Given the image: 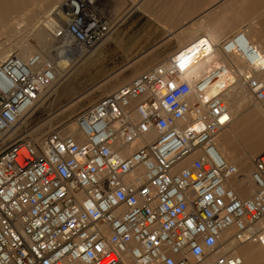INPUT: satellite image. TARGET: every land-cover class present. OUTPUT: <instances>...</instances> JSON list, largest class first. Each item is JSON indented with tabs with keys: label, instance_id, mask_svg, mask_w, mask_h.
I'll return each mask as SVG.
<instances>
[{
	"label": "built area",
	"instance_id": "obj_1",
	"mask_svg": "<svg viewBox=\"0 0 264 264\" xmlns=\"http://www.w3.org/2000/svg\"><path fill=\"white\" fill-rule=\"evenodd\" d=\"M62 9L52 36L64 55L124 21L112 0ZM243 27L195 40L43 135L27 124L57 63L41 52L1 62L0 264H241L238 246L264 249V152L246 175L219 149L233 121L224 94L243 86L264 102V51Z\"/></svg>",
	"mask_w": 264,
	"mask_h": 264
},
{
	"label": "rangeland",
	"instance_id": "obj_2",
	"mask_svg": "<svg viewBox=\"0 0 264 264\" xmlns=\"http://www.w3.org/2000/svg\"><path fill=\"white\" fill-rule=\"evenodd\" d=\"M33 1L26 0V6L22 10H19L18 15L20 16L16 17L12 15L13 22H20L22 32L17 37L14 36V32L12 31L2 34L0 36V42L7 41V38H9L7 42L10 43V46L13 45V50L20 55L22 54V49L19 44L21 41L26 42L34 47L35 51L33 53L41 52L55 60L57 54L64 51H60L59 49L58 51L55 50V48L60 46L55 39L54 46L50 49V52L41 49L36 39L38 30L35 26H38L39 23L45 20L42 27L46 29L50 38L52 36V30L48 26H45L46 22L48 20H55V22L58 21L57 23H60L59 18L63 15V9L59 7L60 3L58 1ZM140 1H142V4L138 10L144 12L143 8H149L152 11V14H149L151 17H154L155 13L161 14L162 11L168 13L167 11L171 7H174L176 3V0H112V11L118 17L123 16V13L129 10L133 6V3L135 7ZM250 2L251 4L249 5L247 2L242 4L241 0H231L230 2L228 0L230 5L228 6L227 3L226 7H223L222 14H219V12L221 13V9L218 10V16L221 19H227V23L234 22L231 19L235 10L234 4L237 3L239 4L237 17H241L242 20L244 19V22L246 20L248 22L250 19H253L252 21L261 20L260 22H262L261 25L264 31V21H262L264 20V0H251ZM25 12L26 15L23 14ZM244 22H242L243 25ZM3 25L4 23L0 20V30L4 31L5 28ZM144 42L145 39L141 35L140 29H138V25L132 27L129 32L128 24L122 23L108 40L96 47L97 49L95 48L96 54L83 64H81L83 60L79 61L80 53L65 57L70 59L72 63L79 61L80 65H78L77 70L67 80H63L61 84L48 90L41 102L35 106V112L28 120L27 126L33 128L36 135H43L52 128L74 118L81 110L101 97L128 84L137 75L158 64V61L152 59V54H143L142 47L145 45ZM33 53H29L26 56ZM61 56L64 57V53ZM55 62L57 63L58 61L55 60ZM243 109V115L252 117V121L257 123H254V129L252 130L254 134L257 131L261 134L264 131V116H254V104L250 108H246L245 106Z\"/></svg>",
	"mask_w": 264,
	"mask_h": 264
},
{
	"label": "bare ground",
	"instance_id": "obj_3",
	"mask_svg": "<svg viewBox=\"0 0 264 264\" xmlns=\"http://www.w3.org/2000/svg\"><path fill=\"white\" fill-rule=\"evenodd\" d=\"M35 1H37V0H34L33 2H35ZM54 1H58V3H60L59 7L61 9L63 8L65 0H54ZM250 1L251 0H241V3L243 4V3L247 2L250 5L251 4ZM141 4H142V1L137 3L134 8H140ZM229 5L230 4L228 3V6ZM25 6H26V0H0V20L2 23H4L3 27L5 28L4 31L0 30L1 31L0 36H2V34H5L7 32L12 31V32H14V36L17 37L18 34H20L22 32L20 22H13L12 18H13V16H16V17L20 16V15H18L19 10H22ZM232 11H233V9H232ZM206 12H208V11H206ZM23 14L26 15V12ZM207 20L208 19H206L205 22ZM221 20L223 21L225 19L222 18ZM252 20L253 19H250V21L248 20V22H247V20H246V22H244L245 20L241 19V21L244 22V25L242 24V26H245V32H246V35H247L248 39L250 40V42L253 45L257 46L258 50L264 51V34H263L264 31H263L262 25H261L262 22H260L261 20L260 21H258V20L252 21ZM226 21H227V19L225 20V22ZM262 21H264V20H262ZM43 22L39 23L38 26H35L38 30V32L36 33V39H37L38 45L41 49H45V51L50 52L51 51L50 49L53 48V46H54L53 45L54 44V38H53V36H51L49 38V35H48L46 29L44 27H42ZM57 22H55V20H48L46 22L45 26H48V28H50L52 31H54L56 26H57ZM234 23L235 22H229L224 27L222 25H220V23H217L218 25H216V23L215 24L210 23L208 30L207 31L205 30L206 35L209 36L215 43H217L219 41V39L221 37H223V35H224L223 34L222 36H220L222 34V32L227 30L231 25H234ZM242 28H244V27H242ZM195 35H197V34H195ZM195 35H194V37H195ZM8 40H9V38H7V41ZM7 41L0 42V64L8 56L16 53L15 50H13V48H12L13 45L10 46V43H8ZM18 44H19V42H18ZM19 46L22 49L21 50L22 54L21 55L19 54V56L22 58H25L27 54L33 53L35 51L34 47L32 45H30L29 43H26V42L24 43L21 41ZM58 49L60 51L61 50L64 51V48H61V47L55 48L56 51H58ZM82 51H84V52L81 54ZM72 52H71V55H65L64 57L61 56V54H63L64 52H60L57 54V57L55 59L58 61L57 62V81H56V83H54V85H52L51 87L44 90L43 96H45V94L48 92V90H51L56 85L61 84V82L63 80L64 81L67 80V78H69V76L77 70L78 65H80L79 61L83 60L81 63V64H83L85 61L89 60L91 57H93L96 54L95 49L93 51L87 52L84 49L74 48ZM76 53H80L79 54L80 57H79L78 62L72 63L70 59L65 58L67 56H73V54L75 55ZM223 59L227 63L234 62L239 67L243 68V62L239 58L230 56V57H224ZM260 62L264 63V57L261 58ZM197 72H198V68L192 69L191 72L188 74V77L190 78L191 76L195 75ZM230 78H231V81H233V78L232 77H230ZM218 94H220V91L216 88L213 89L211 92H209V96H216ZM42 98H41V100H42ZM224 98L226 99V101L230 107V111L232 113L233 121H232L230 127L227 130H225L222 133V135L220 136V138H219V149H220L222 156L228 162L235 164V165H238L244 174L249 175L253 170V158L255 157V154H257V153L260 154V153L264 152V131L261 132V134L259 131H257L259 133L256 132L254 134V132L252 130L254 129V123L255 122L252 121V117L250 118V116L246 117L243 115V110H244L243 107L246 106V108H250L254 104V110L252 109L254 111V114H255L254 116H257V115L264 116V102L258 103L256 100H254L252 95L250 94V92L247 89H245L243 86H238V88L236 90L226 92L224 94ZM41 100H39L38 103H40ZM245 103H246V105H245ZM255 118H257V117H255ZM255 124H257V123H255ZM230 186L233 187L243 197L247 196V194L249 192L251 193L254 189L253 183L250 180L239 182V181H236V179H233L230 182ZM237 248H236V253H238V255L241 257V264H247L246 260L239 253Z\"/></svg>",
	"mask_w": 264,
	"mask_h": 264
},
{
	"label": "crops",
	"instance_id": "obj_4",
	"mask_svg": "<svg viewBox=\"0 0 264 264\" xmlns=\"http://www.w3.org/2000/svg\"><path fill=\"white\" fill-rule=\"evenodd\" d=\"M224 1L225 0H176L174 7H171L167 11L168 13L162 11L161 14L155 13L154 17L149 15L152 14L149 8H143V12L138 10L139 8H134L133 3V6L123 13V24H128L129 32L132 27L138 25V29H140V33L145 39V45L142 47L143 54L150 53L153 55V60L160 62L167 59L175 51L188 46L199 38L207 36L206 31L210 23H216V25L220 23V25L224 27L227 22H225V20L222 21L218 16L222 14L223 7H226L228 3V0ZM234 7V14H232L233 19L231 20H234L235 23L222 32L220 36L224 35L219 41L227 38L236 30L243 27L241 17L237 18L239 4H234ZM220 9L221 13L219 12L218 14L217 11ZM137 11H139V14ZM206 19L208 20L205 22ZM237 250L246 260L247 264H264V249L259 244L246 243L238 246Z\"/></svg>",
	"mask_w": 264,
	"mask_h": 264
},
{
	"label": "snow or ice",
	"instance_id": "obj_5",
	"mask_svg": "<svg viewBox=\"0 0 264 264\" xmlns=\"http://www.w3.org/2000/svg\"><path fill=\"white\" fill-rule=\"evenodd\" d=\"M224 119L226 120L227 119V117H224ZM223 122V121H222Z\"/></svg>",
	"mask_w": 264,
	"mask_h": 264
}]
</instances>
